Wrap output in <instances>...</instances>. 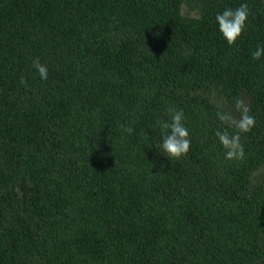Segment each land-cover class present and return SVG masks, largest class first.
Instances as JSON below:
<instances>
[{
    "label": "trees",
    "instance_id": "trees-1",
    "mask_svg": "<svg viewBox=\"0 0 264 264\" xmlns=\"http://www.w3.org/2000/svg\"><path fill=\"white\" fill-rule=\"evenodd\" d=\"M242 3L229 46L215 17ZM259 46L264 0H0V264H264ZM237 100L255 126L228 160ZM169 108L178 160L156 147Z\"/></svg>",
    "mask_w": 264,
    "mask_h": 264
},
{
    "label": "clouds",
    "instance_id": "clouds-1",
    "mask_svg": "<svg viewBox=\"0 0 264 264\" xmlns=\"http://www.w3.org/2000/svg\"><path fill=\"white\" fill-rule=\"evenodd\" d=\"M250 8L247 3H242L235 9L227 8L222 13H217L215 19L218 23L219 31L227 41L229 46L236 44L239 37L243 34L247 20L250 15ZM264 56V46H259L252 52V58L259 60ZM33 67L39 72L42 79H47L48 68L42 64L39 58L34 59ZM20 83L27 86V80L21 77ZM235 111L238 116L233 115L231 111H218L217 117L225 126L223 131L218 130L216 136L225 149V158L228 160H242L245 156L244 147L241 143V133H247L255 126V117L249 114V108L241 100L235 102ZM165 119L159 122V131L162 134L163 142L156 144V147L171 160L180 159L186 156L190 150L191 140L188 128L185 126L183 110L169 108L166 111ZM123 127L128 134L133 132L132 127ZM234 129L230 133L228 129Z\"/></svg>",
    "mask_w": 264,
    "mask_h": 264
}]
</instances>
